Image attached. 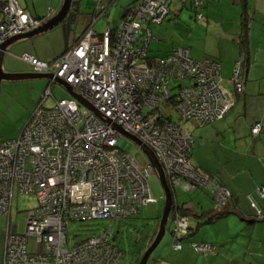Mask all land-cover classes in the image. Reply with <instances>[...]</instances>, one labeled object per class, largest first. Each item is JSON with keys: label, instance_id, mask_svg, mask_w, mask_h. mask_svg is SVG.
<instances>
[{"label": "built area", "instance_id": "1", "mask_svg": "<svg viewBox=\"0 0 264 264\" xmlns=\"http://www.w3.org/2000/svg\"><path fill=\"white\" fill-rule=\"evenodd\" d=\"M173 1L140 0L115 30L102 34L94 30L93 18L79 40L52 62L22 56L35 73L52 75L53 80L19 138L0 140V215L11 214L16 190L38 200L28 212L24 234L16 225L8 227L3 264L121 263L124 253L112 244L109 230L69 248L67 224L128 219L153 202L149 180L155 169L144 153L142 164L130 155L134 142L123 133L154 152L172 192L203 189L217 206L229 201L230 193L193 164L194 141L185 127L208 126L233 107L221 64L195 60L185 48L159 60L149 57V46L156 40L151 26L167 19ZM96 2L97 12L107 6ZM191 4L196 20L204 21L203 2ZM47 21L32 16L17 0L0 1V48ZM242 70V63H237L230 79L238 95L244 91ZM57 79L92 109L73 98L44 107ZM183 80L188 85L176 87L173 107L168 104L173 99L170 83ZM171 111L178 121L168 120ZM260 133L261 125H255L252 134ZM258 194L264 199V189ZM170 229L173 247L181 250L190 231L188 218L173 216ZM31 238L36 242L34 254L28 252ZM191 247L205 255L214 250L210 245Z\"/></svg>", "mask_w": 264, "mask_h": 264}, {"label": "crops", "instance_id": "2", "mask_svg": "<svg viewBox=\"0 0 264 264\" xmlns=\"http://www.w3.org/2000/svg\"><path fill=\"white\" fill-rule=\"evenodd\" d=\"M64 1L25 0L23 4L21 0H17L32 16L48 20L58 14ZM202 1L205 11L200 13L205 18L204 22L215 21L218 24L217 51L213 49L214 42L210 50L206 51L204 47L201 55L200 51L196 53L187 43L183 46L190 50V55L195 60L212 58L221 64L223 84L232 94L234 105L223 119L201 129L197 140L193 136L192 162L230 193L229 209L238 215H230L214 224L202 226L195 236L184 241L181 250L173 247L172 240V244L168 243L161 249L158 247L148 264H264V199L258 194L264 188V0H247L250 23L247 43L249 56L246 57L249 58V64L245 65V88L240 95L236 94L229 79L234 64L245 58L240 45L243 36L241 0H211L213 7L205 6L204 2L209 1ZM78 5L75 22H78L82 8ZM124 5L128 7L130 4ZM90 23L91 21L78 36L75 31L70 33L68 46L82 36ZM29 40L31 38L24 39L18 45H15L17 42L12 44L5 55L22 46L24 54L39 59L33 47H28ZM24 43L26 47L23 46ZM258 123L261 124V133L254 138L251 130ZM206 192L208 193L200 189L188 193L181 202H177L179 208L188 212L191 229L197 227L196 215L222 207L217 206ZM253 202L259 208L260 217L263 219L259 220L257 217ZM1 219L5 217L0 215ZM8 221L7 217V225L0 226V264H3ZM190 243H206L215 248L207 255H198L190 247Z\"/></svg>", "mask_w": 264, "mask_h": 264}, {"label": "rangeland", "instance_id": "3", "mask_svg": "<svg viewBox=\"0 0 264 264\" xmlns=\"http://www.w3.org/2000/svg\"><path fill=\"white\" fill-rule=\"evenodd\" d=\"M25 4V0H21ZM136 0H118L115 2L108 13L102 16L94 25V30L98 34L104 33L108 29H115L121 22V14L126 8L124 4H131ZM204 2L205 6L213 7L211 0ZM74 3L80 4L81 12L78 22L72 26V31L77 36L84 30L86 25L92 21L93 12L99 8L96 0H73ZM108 5L109 0H101L99 5ZM60 11V9H59ZM58 11V12H59ZM205 8L201 9L203 14ZM206 23L197 21L195 9L191 4V0H174L170 6V15L160 25H152L151 29L156 40L151 42L149 47V55L161 59L166 56L169 51L177 49L188 44L193 47L195 52L200 51L203 54L204 47L206 51L212 48L217 51V25L216 23ZM68 26L64 23L49 30L48 32L39 34L28 41V47H33L35 55L42 61L52 62L54 59L62 55L68 47ZM216 40V43H215ZM23 40L18 41V45ZM193 44V45H192ZM21 45V44H20ZM191 45V46H190ZM26 47V44H23ZM186 47V46H185ZM195 52L193 53L195 55ZM196 52V53H197ZM205 52V51H204ZM24 50L22 46L7 52L3 59V70L5 73L16 74H37L34 69L22 60ZM30 55V54H29ZM193 55V56H194ZM29 65V66H27ZM231 79V77H230ZM230 85L234 88L231 84ZM48 79H27L19 81H3L0 92V140L12 141L19 138L23 128L29 121L37 107L42 103L44 95L49 87ZM187 86L188 80L180 82L171 81L170 86L173 88L172 94L177 95V86ZM52 96L44 101V107H54L56 102L64 99H70L72 96L67 89L60 84H53L51 87ZM209 126V125H208ZM186 129L198 139V132L204 127H194L192 124H186ZM141 149L134 145L129 153L136 157L141 164L144 159ZM151 188V196L153 202L144 206L141 213L134 215L128 219L116 220H92L87 222H70L67 224L68 246L80 244L81 242L92 237H98L105 231L110 229L114 240L112 244L117 246L125 253V258L121 264H136L138 256L143 254L148 245L157 237L160 221L165 206V193L157 175H152L149 180ZM188 193L180 190L176 193V200L181 202ZM38 206L36 195L19 194L16 190L13 209L11 216V224L19 228V233L24 234L26 231V220L28 212ZM0 220V226L7 225V217ZM193 221L192 219L190 220ZM171 219L167 225V232L164 239L159 245V249L171 243ZM28 252L34 254L36 252V242L30 239L28 243ZM138 264V263H137Z\"/></svg>", "mask_w": 264, "mask_h": 264}, {"label": "water", "instance_id": "4", "mask_svg": "<svg viewBox=\"0 0 264 264\" xmlns=\"http://www.w3.org/2000/svg\"><path fill=\"white\" fill-rule=\"evenodd\" d=\"M72 3H73V0H65L62 8L60 9L58 14L54 18L50 19L45 24H43L41 27H39L38 29H36L30 33H27V34L21 35V36H17L15 38L7 41L0 48V92H1V84L3 81H19V80H27V79H48L49 81L53 80L52 75H46V74H23V73L9 74V73H5L3 70V59H4V55H5L7 48L10 47L12 44H14L20 40L33 38L39 34L48 32L49 30L54 29L55 27L62 24L64 22L65 18L67 17L68 13L70 12L71 8H72ZM54 82L64 86L67 89V91L69 92V94L72 96V98L76 99L81 105H83L89 109H92L85 101H83L78 95H76L73 92L72 88L69 85L65 84L63 81H61L59 79L54 80ZM123 135L125 137L131 139L141 149L142 153H144L148 157L150 163L153 165V168L155 169L157 176L160 179L161 185H162L164 193H165V206H164L163 214L161 217L160 227H159L157 237L154 240V242L152 243V245L149 247V249L145 252V254L142 257V260L140 262V264H148V261L150 260L152 254L159 247V245L161 244V242L164 239L165 234L167 232V225H168L169 217H170V214L172 212V207H173V195H172V191L168 185L163 167L159 163L154 152L148 146L144 145L141 141H139L137 138L130 136L126 133H123Z\"/></svg>", "mask_w": 264, "mask_h": 264}, {"label": "trees", "instance_id": "5", "mask_svg": "<svg viewBox=\"0 0 264 264\" xmlns=\"http://www.w3.org/2000/svg\"><path fill=\"white\" fill-rule=\"evenodd\" d=\"M118 0H109V4L102 10V11H96V10H94V12H93V18H94V22H97L102 16H104V15H106L107 13H108V11L110 10V8H111V6L115 3V2H117ZM202 1V0H201ZM191 2H192V0H191ZM203 2V1H202ZM139 3H140V0H136L135 2H132L128 7H126L125 9H124V11H123V13H122V19H123V17H125V15H126V13L128 12V11H130L131 9H134V8H136L138 5H139ZM79 2L78 3H72V8H71V10H70V12L68 13V15H67V17L65 18V20H64V24H66L67 26H68V31H69V33H68V37H69V35H70V33L72 32V26L75 24V21H76V18H77V12L79 11ZM241 7H242V16H241V18H242V23H241V26H242V31H243V36H241V43H240V45H241V48H242V50H243V54L245 55V58H244V60L243 61H237L235 64H234V66H233V69H232V73H233V70H234V67H235V65L237 64V63H239V62H241L242 63V65H243V70H242V78H243V84H244V71H245V67L247 66L246 64H249V58H247L246 56H249V54H248V52H247V43H248V29H249V23H250V18L248 17V11H247V0H241ZM37 19H45V18H38L37 17ZM49 21V20H48ZM92 25H88L87 26V28H90ZM86 28V29H87ZM86 29H85V31H86ZM116 29V28H115ZM115 29H109V30H111V31H113V30H115ZM85 31L83 32V34L85 33ZM152 33H153V31H152ZM82 34V35H83ZM154 36V35H153ZM79 40V39H78ZM77 41V40H76ZM75 41V42H76ZM151 45V44H150ZM150 47V46H149ZM68 48V47H67ZM179 48H185V49H188L187 47H184L183 45L181 46V47H179ZM178 49V48H177ZM67 50V49H66ZM65 50V51H66ZM174 50V49H173ZM172 50V51H173ZM172 51H170L168 54H170ZM149 53H150V51H149ZM167 54V55H168ZM166 55V56H167ZM166 56H164V57H162V58H165ZM149 57L151 58V60H157L156 59V57L155 56H150L149 55ZM161 58V59H162ZM205 59H209V60H212V61H216L217 63H219L217 60H215V59H212V58H205ZM203 60V59H202ZM246 65V66H245ZM231 77H232V75H231ZM50 84H51V82H50ZM49 84V85H50ZM244 88H245V84H244ZM244 92V91H243ZM243 94V93H242ZM172 96H173V99H171L169 102H168V104H172L173 105V107H174V104L176 103L175 101V99H176V95H173L172 94ZM173 107H171V108H173ZM174 110V109H173ZM172 110V111H173ZM171 111V112H172ZM178 117L176 116V112H172V113H170V115H169V117H168V120H174V121H178V119H177ZM256 125H261L260 123H258V124H256ZM191 133V132H190ZM251 133H252V130H251ZM192 134V133H191ZM253 135V134H252ZM253 137L254 138H257V137H255L254 135H253ZM192 138H193V134H192ZM193 141H194V138H193ZM194 143V142H193ZM156 175V174H155ZM264 189V188H263ZM198 190H200V189H198ZM196 192V191H195ZM184 193V192H183ZM207 193V192H206ZM208 194V196L213 200V198L211 197V195L209 194V193H207ZM172 195H173V207H172V212H171V214H170V218H169V220L173 217V216H175V215H181V216H183V217H186V218H188V212H184L183 211V209H181V208H179V206L177 205V203L175 202V200H176V192H172ZM13 201H14V199H13ZM214 201V200H213ZM229 207H230V201L226 204V205H224V206H222L221 208H217V210L216 211H209V212H204L202 215H196V217L198 218V223H197V227H195V228H193V229H191L190 228V231H189V233L185 236V237H183V240H182V243H183V245H184V241H186L188 238H190V237H192V236H195V234L198 232V230L202 227V226H204V225H211V224H214L215 222H217V221H219V220H221L222 218H225V217H228V216H230V215H238V213L237 212H235L234 210H230L229 209ZM12 209H13V205H12ZM12 209H11V212H12ZM11 215H12V213L10 214V215H8V214H4L3 216H6V217H8V219H9V221H8V227L10 226V225H12L11 224ZM138 215V214H137ZM257 217L259 218V220H260V218H262V217H260L258 214H257ZM263 219V218H262ZM261 219V220H262ZM109 231H110V229H108ZM171 231V229L169 230V232ZM111 232V231H110ZM112 234V233H111ZM6 235H7V231H6ZM172 236V235H171ZM5 239H6V236H5ZM114 240V236L112 235V240L111 241H113ZM171 240H172V242H173V238L171 237ZM154 241H152L149 245H148V247L146 248V250H145V252L149 249V247L152 245V243H153ZM192 244H198V245H209V244H206V243H190L189 245H190V247H191V245ZM115 246V245H114ZM212 247H214L215 248V246H213V245H211ZM116 248H118L117 246H115ZM192 248V247H191ZM119 249V248H118ZM193 249V248H192ZM120 250V249H119ZM4 251H5V247H4ZM121 251V250H120ZM193 251H194V249H193ZM121 252H123V251H121ZM145 252L143 253V254H140V256H138V260H136V264L138 263V264H140V262H141V260H142V257L144 256V254H145ZM195 252V251H194ZM124 253V252H123ZM196 253V252H195ZM196 254H198V255H205V254H200V253H196ZM124 258H125V253H124ZM123 258V259H124ZM122 259V260H123ZM121 264V263H120Z\"/></svg>", "mask_w": 264, "mask_h": 264}, {"label": "flooded vegetation", "instance_id": "6", "mask_svg": "<svg viewBox=\"0 0 264 264\" xmlns=\"http://www.w3.org/2000/svg\"><path fill=\"white\" fill-rule=\"evenodd\" d=\"M134 145H136V144H135V143H134V144L132 143V147H133ZM132 147H131V148H132ZM137 147H138V146H137Z\"/></svg>", "mask_w": 264, "mask_h": 264}, {"label": "bare ground", "instance_id": "7", "mask_svg": "<svg viewBox=\"0 0 264 264\" xmlns=\"http://www.w3.org/2000/svg\"><path fill=\"white\" fill-rule=\"evenodd\" d=\"M155 174H156V172H155ZM155 174H154V175H155ZM156 175H157V174H156Z\"/></svg>", "mask_w": 264, "mask_h": 264}, {"label": "clouds", "instance_id": "8", "mask_svg": "<svg viewBox=\"0 0 264 264\" xmlns=\"http://www.w3.org/2000/svg\"><path fill=\"white\" fill-rule=\"evenodd\" d=\"M169 222V221H168Z\"/></svg>", "mask_w": 264, "mask_h": 264}]
</instances>
